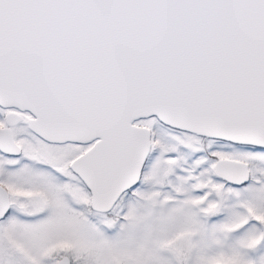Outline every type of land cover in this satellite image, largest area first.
<instances>
[{"label": "snow or ice", "instance_id": "1", "mask_svg": "<svg viewBox=\"0 0 264 264\" xmlns=\"http://www.w3.org/2000/svg\"><path fill=\"white\" fill-rule=\"evenodd\" d=\"M0 264H264V0H0Z\"/></svg>", "mask_w": 264, "mask_h": 264}]
</instances>
